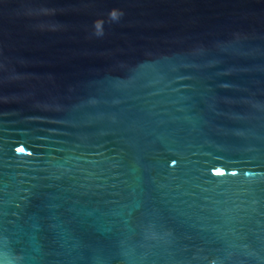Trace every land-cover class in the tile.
<instances>
[{
	"label": "water",
	"instance_id": "water-1",
	"mask_svg": "<svg viewBox=\"0 0 264 264\" xmlns=\"http://www.w3.org/2000/svg\"><path fill=\"white\" fill-rule=\"evenodd\" d=\"M0 264H264V0H0Z\"/></svg>",
	"mask_w": 264,
	"mask_h": 264
}]
</instances>
